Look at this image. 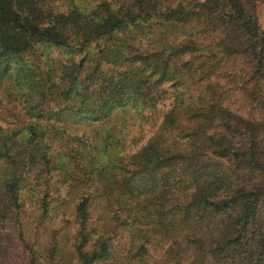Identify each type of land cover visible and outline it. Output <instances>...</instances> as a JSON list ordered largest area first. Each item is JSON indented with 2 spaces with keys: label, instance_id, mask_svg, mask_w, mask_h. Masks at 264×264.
Returning a JSON list of instances; mask_svg holds the SVG:
<instances>
[{
  "label": "trees",
  "instance_id": "1",
  "mask_svg": "<svg viewBox=\"0 0 264 264\" xmlns=\"http://www.w3.org/2000/svg\"><path fill=\"white\" fill-rule=\"evenodd\" d=\"M256 2L264 0H0V81L20 79L15 100L31 120L19 130L0 126V233L11 234L26 264H264V118L243 121L204 99L185 108L178 95L160 135L126 164L115 162L111 184L108 170L95 174L78 152L86 132L64 123L110 120L127 106L124 83L141 90L144 76L159 85L173 80L171 63L190 56L178 66L184 76L202 47L240 62L238 85L253 83L263 97ZM189 23L212 37L151 48L153 26ZM114 45L127 49L132 71L111 79L103 98L98 66ZM49 49L66 62L55 63ZM102 98L112 101L105 113ZM47 121L52 130L44 133ZM47 132L62 145L63 167L48 165ZM57 174L60 189L51 184ZM22 188L34 193L29 202ZM61 189L72 199L61 198ZM0 242L1 251V235Z\"/></svg>",
  "mask_w": 264,
  "mask_h": 264
},
{
  "label": "rangeland",
  "instance_id": "2",
  "mask_svg": "<svg viewBox=\"0 0 264 264\" xmlns=\"http://www.w3.org/2000/svg\"><path fill=\"white\" fill-rule=\"evenodd\" d=\"M60 9H63V7H60ZM255 14L259 31L264 32V2H256ZM149 37L151 48L155 49L159 46L162 48L164 46L167 47L169 41H172L174 44H181L191 39L200 44L203 43L204 38L207 39L212 36L205 33L203 24L196 25L189 23L165 27L153 26L150 28ZM49 51L48 57L53 58L55 63L66 62L67 58L65 55L60 57L58 51L55 52L54 49H49ZM127 52L125 47L114 45L106 54L107 59H104L105 61L99 64L98 79L95 85L96 88L100 86L105 87L103 98L110 95V91L106 86L111 79L115 77L117 79V74L124 71L125 73L132 71L126 64ZM81 57L82 55L74 57L73 61L78 63ZM189 57H181L171 63L169 72L170 78L172 77L173 80L159 85L152 76H149V79L144 76L141 78L143 80L141 90L132 88L127 90L128 85L124 83L122 90L128 94L125 97L127 106H125V109L112 111V118L110 120L104 119L100 125H86L81 122L79 124L78 117L76 116L64 121L65 126H69L68 128L75 126L86 132V145L78 150V152L82 153L81 156H83L84 161H87L89 167H93L96 170L95 174L100 170H108L109 184L115 181L112 175H114L116 169L119 170L115 163H118V159L124 160L123 164H126L131 154L142 149L155 135H160V126L164 115L173 107L178 95L183 98L184 105L182 106L185 108L192 103L199 104L204 99L210 103L213 101L216 106L227 108L231 114L243 121L254 123L264 118V96L258 97V88L253 83L241 88L237 83L238 80L234 77V73L239 70L240 62L225 56L216 47L206 49L202 47L197 52H194V60L191 61L188 74L179 76L178 72L180 69H178V66L182 65ZM93 59L96 60L97 55H94ZM177 77L183 78L180 85L174 84ZM200 78H204L205 80H200ZM19 81V78H7L0 81V126L5 129L19 130L18 128L27 126L31 121L25 115L22 102L15 100L18 99L17 96L19 95L16 90L18 89L16 86ZM254 87L257 88V97L252 95V88ZM211 88L215 93L213 97L210 93ZM8 92L11 93L13 98L8 97ZM103 101L106 103L103 111L105 113L107 108L111 106L112 101L106 99H103ZM101 104L103 105L102 100ZM175 105L179 106V104ZM236 120L238 121V118ZM55 122L53 121L52 124ZM41 129L44 133L45 131L50 132L52 130L50 121L44 122ZM49 132L41 138V146L45 155L47 154L46 156L52 157L49 158L48 165L51 167H63L65 164L63 156L65 153H60L62 145L57 140H51L50 137L53 136ZM263 134L261 133L258 138L260 144L263 142ZM212 159L214 160V158ZM126 167L130 168V166ZM61 180L62 177L59 174L52 176L51 184L53 188H62ZM61 192V198L72 199L66 196L63 189H61ZM53 195L56 198L57 193H53ZM32 197H34V193L28 188L25 190L24 188L21 189L22 200L26 202L32 199ZM68 202L72 204L73 200H69ZM28 208L25 211V221L32 223L30 220L34 219L36 214L32 208ZM99 224L100 222L97 223V226ZM0 235L5 240L0 251L1 262L3 264H26L22 249L11 234L1 231ZM4 250H8L9 253H6ZM2 258L4 259L3 261Z\"/></svg>",
  "mask_w": 264,
  "mask_h": 264
}]
</instances>
